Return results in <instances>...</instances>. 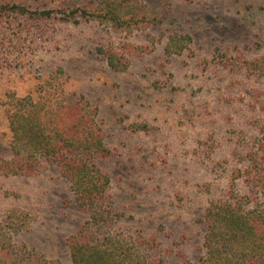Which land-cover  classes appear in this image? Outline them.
I'll return each instance as SVG.
<instances>
[{
	"label": "rangeland",
	"instance_id": "374dc122",
	"mask_svg": "<svg viewBox=\"0 0 264 264\" xmlns=\"http://www.w3.org/2000/svg\"><path fill=\"white\" fill-rule=\"evenodd\" d=\"M47 94L95 115L113 229L152 237L169 264H196L208 203L250 157L264 168V0H0V229L48 264H71L67 243L87 217L68 182L42 158L12 170L8 109ZM234 185L246 193L242 178Z\"/></svg>",
	"mask_w": 264,
	"mask_h": 264
},
{
	"label": "trees",
	"instance_id": "16d2710c",
	"mask_svg": "<svg viewBox=\"0 0 264 264\" xmlns=\"http://www.w3.org/2000/svg\"><path fill=\"white\" fill-rule=\"evenodd\" d=\"M13 8L20 14L52 16V11L29 12L19 5ZM104 13L105 20L120 24L116 9H105ZM86 15L80 11L79 16ZM101 52L110 69H121V60L115 53ZM94 116L78 103L61 105L49 94L13 100L7 115L9 148L16 158L13 172L28 173L42 158L56 165L68 182L78 208L87 217L67 243L71 264H169L170 253L161 250L152 237L139 233L122 237L113 229L118 218L108 195L109 178L98 165L107 149L99 137ZM249 160L247 170L232 171L227 196L206 206L204 254L197 258L196 264H264V209L244 208L245 202L251 203L258 196L263 198L264 206V168L254 157ZM261 161L264 163V157ZM238 178L244 181L245 194L240 195L235 189L234 181ZM13 225L18 231V222ZM110 229L114 230L112 234L107 233ZM0 264L48 263L25 245L5 237L0 229ZM183 264L191 263L185 260Z\"/></svg>",
	"mask_w": 264,
	"mask_h": 264
}]
</instances>
